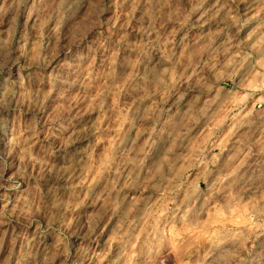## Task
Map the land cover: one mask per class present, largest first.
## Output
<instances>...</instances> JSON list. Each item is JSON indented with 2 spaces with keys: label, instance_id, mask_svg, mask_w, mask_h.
I'll return each instance as SVG.
<instances>
[{
  "label": "clouds",
  "instance_id": "9594fccd",
  "mask_svg": "<svg viewBox=\"0 0 264 264\" xmlns=\"http://www.w3.org/2000/svg\"><path fill=\"white\" fill-rule=\"evenodd\" d=\"M0 264H264V0H0Z\"/></svg>",
  "mask_w": 264,
  "mask_h": 264
}]
</instances>
